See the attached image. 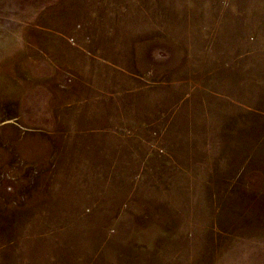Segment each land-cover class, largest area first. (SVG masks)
<instances>
[{
    "label": "rangeland",
    "instance_id": "1",
    "mask_svg": "<svg viewBox=\"0 0 264 264\" xmlns=\"http://www.w3.org/2000/svg\"><path fill=\"white\" fill-rule=\"evenodd\" d=\"M0 264H264V0H0Z\"/></svg>",
    "mask_w": 264,
    "mask_h": 264
}]
</instances>
